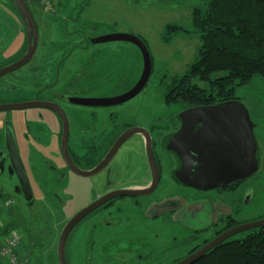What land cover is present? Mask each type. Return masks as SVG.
<instances>
[{
  "label": "flooded vegetation",
  "instance_id": "1",
  "mask_svg": "<svg viewBox=\"0 0 264 264\" xmlns=\"http://www.w3.org/2000/svg\"><path fill=\"white\" fill-rule=\"evenodd\" d=\"M24 1L37 23L35 8L29 5L32 1ZM46 5L57 14L65 8L53 5L52 1ZM3 8L7 19L12 20L11 25L14 24L21 36L20 43L16 40L20 47L17 50L9 54L12 49L8 52L7 49H0V56L5 59L0 57V73L7 70L0 75V201L13 217L23 218V214L15 210L26 204L33 211L30 215L36 213L39 194L40 198L47 199L54 211H58L55 216L59 220L53 227L58 228L60 235L68 220L93 201L108 196L122 186H148L156 178L157 185L149 193L113 195L85 213L70 229L65 240V259L66 247H74L77 243L73 240L76 239L75 234L80 233L81 259L97 264H124L132 259L136 260L135 264H142L138 261L152 257L154 250L158 253L157 261L174 264L224 231L242 224L243 219L240 218L244 210L249 209L244 205L252 201L256 188L264 183V147L261 140L264 123L262 112L255 111L258 106L264 110V105L239 97L191 104L167 96L164 108L154 113L150 107L143 118L135 114L127 115L119 105L131 98L109 104L95 101L126 91L134 85L140 73L129 85L122 86L117 80L111 81L110 77H118L122 71L120 66L112 65L104 53L92 51L84 65L71 72L67 69V45L61 43L56 48L54 43L43 40L39 43L38 32L31 58L10 70L27 52L28 39L24 21L14 1L4 0ZM96 37L80 39V44L105 43L94 42ZM84 49L82 52L88 54L89 50ZM36 54L37 58L28 67V72L14 73L25 67ZM115 61L118 62V58ZM29 73L32 85L26 86L24 82L30 78ZM16 80L20 81V86ZM146 84L137 94L143 91ZM234 99L246 106L254 123L258 170L246 179L213 189L197 188L179 180L175 172L182 167L183 161L179 154L168 148L167 143L174 133L182 129L186 119L183 114L192 107ZM12 105L20 107H9ZM14 111L20 113L14 116ZM193 131L196 132L191 130L190 133ZM254 181L258 185H254ZM164 183L174 186L173 191L166 195H162L161 190ZM79 188L80 195L87 190L90 198L72 211H66L68 206L76 203V190ZM213 194L218 195L213 198ZM219 196L223 197V204ZM214 208L224 211L218 220L213 219ZM120 214L127 215L123 217L126 225L132 218L138 220L143 227L139 232L147 230L150 233L154 228L168 231L163 237L152 232V235L119 239L114 244L117 248L111 249L110 243L104 241L112 239L113 232L122 223ZM160 238L163 244L158 245ZM141 241L149 242L154 250L142 254L136 248ZM123 244L126 245L122 247ZM103 246L107 254H102ZM56 257L58 262L57 252Z\"/></svg>",
  "mask_w": 264,
  "mask_h": 264
},
{
  "label": "rangeland",
  "instance_id": "2",
  "mask_svg": "<svg viewBox=\"0 0 264 264\" xmlns=\"http://www.w3.org/2000/svg\"><path fill=\"white\" fill-rule=\"evenodd\" d=\"M31 1L29 5L31 8H35L39 43L40 41L42 42V40L47 43L50 42L49 44L54 43L56 48H59L61 43L66 44L68 48L67 53L69 55L67 69L72 70L71 72L76 71L77 67L84 65V61H86L92 55V51L95 50L94 52L104 53L112 65L120 66L122 71L120 75L118 77L112 76L110 80H117L122 86L129 85L133 81L134 76L136 77L142 69V56L139 49L134 44L127 41H110L105 43L90 42L85 44L83 42L82 46L80 41L84 38L113 32L134 34L145 41L152 57V69L147 84L142 92L124 104L119 105V108L126 112L127 115L134 116L135 114L141 118H143V114L150 107L153 113L164 108L163 103L170 93L171 88L176 84L177 79L182 76L195 61L200 48L201 39L199 33L193 30L192 9L196 5L203 7L206 5V2H208V0H50L53 5L59 4V6L65 7L64 11H62L63 13L60 12L57 14L55 10L49 9L45 6L46 4L40 3L39 0ZM3 3L4 0H0V49H5V51L7 49V52L8 49H12V51L8 52L10 54L13 50L20 48L19 45L17 46L16 40L20 43L21 36L20 33L17 32L14 24L11 25L12 20L7 19ZM71 6L72 9H70ZM168 24H178L183 26L186 30L178 31L171 35L169 34L168 39H165ZM24 31L22 27V32L24 33ZM83 49L89 50V53L86 54L82 52ZM36 58L37 54L25 67L16 70L14 73L28 72V67L33 64ZM117 58L118 62L115 61ZM29 75L30 78L25 79L24 82L26 86L32 85L31 73H29ZM15 82L20 86V81L18 82L16 80ZM211 92L212 94L217 93L214 90ZM234 94L236 97L246 100L247 102L253 99L260 105H264V78L256 79L254 82L248 84L236 86ZM259 110L262 112L261 119L264 123V110L260 106L256 107L255 111L259 112ZM19 113L18 111L13 112L14 116ZM261 135L262 145L264 147V132H262ZM117 167H119V164H117ZM253 184L258 185L257 181H254ZM173 188L174 186L164 183L161 189L163 190L162 195H166L168 192L173 191ZM76 192L78 194L76 203L66 208L68 212L70 209L72 211L74 208L80 206L79 203L90 198V192L87 190L84 192L82 191L81 195L80 188L76 190ZM98 192H101V190H98ZM41 193L44 192L42 191ZM217 195L218 194H213V196H211L215 198ZM219 198L221 201L223 200V197L219 196ZM223 202L224 201H222V204ZM244 206H247L249 209L244 210L243 216L240 218L243 219L241 223L258 220L264 217V183L256 188V194L253 196L252 201ZM36 207L37 212L31 215L30 211H33L29 209L27 204L17 207L15 211H18L19 214L22 213L24 217L15 218L13 214L9 213L10 211L8 208L2 205L0 201L1 242L4 241L5 237L3 233L7 232L8 235L10 234L20 241L17 246V252L20 255L26 256L27 258L29 257L28 259L36 264H58L56 252L59 234L58 228L54 229L53 227L59 220L56 219L55 216L58 215V211H54L51 204L47 202V199L40 198L39 194ZM223 212L224 211H221L219 208H214L213 219L218 220ZM126 216L127 215L123 214L119 215V220L122 223L119 228L113 232L112 239L109 240L107 238L106 241L103 240L104 243L107 241L110 243L111 249L117 248L114 247V244L119 239L125 240L127 237L136 238L147 236L150 233L151 235L153 233H158L163 237V234L168 231L164 228H154L151 230L153 233H149L147 230H141L139 232L138 230L143 227L138 223V220L132 218L131 222L126 225L123 218ZM243 233L244 232L238 233L236 236H242ZM101 234L102 232L99 233V236H101ZM75 237L76 239L73 240L77 243L74 247H66L67 264H97L93 262L89 263L81 259L80 233H76ZM97 239L99 238H96V240ZM160 244H163L161 238L158 245ZM125 245L126 244H123L121 246L124 247ZM158 245L156 244L155 246L159 247ZM151 246L153 245H150L149 242L141 241V244L137 245L136 248H138L142 254H147L154 250ZM101 251L102 254L108 253L104 250V246ZM94 252L96 253V250H94ZM157 254L158 253L154 250L152 257L138 262L142 264H168L157 261ZM47 255L51 257L47 258ZM134 261L136 260H128L124 264H135ZM102 264H104V262Z\"/></svg>",
  "mask_w": 264,
  "mask_h": 264
},
{
  "label": "water",
  "instance_id": "3",
  "mask_svg": "<svg viewBox=\"0 0 264 264\" xmlns=\"http://www.w3.org/2000/svg\"><path fill=\"white\" fill-rule=\"evenodd\" d=\"M13 1L18 7L26 27L28 48L25 55L10 67V70L23 65L31 58L38 39L37 23L26 2L24 0ZM93 41H127L134 44L142 56V69L133 86L116 96L98 98V101L95 102L118 103L135 96L148 81L152 69L151 54L145 41L137 35L122 32L103 34ZM6 72L1 71L0 75ZM9 107L15 108L20 107V105ZM184 117L186 119L182 129L174 133L167 143L168 148L179 154L183 161L182 167L175 172L179 180L197 188L213 189L233 181L246 179L258 170L259 154L254 123L250 118L248 109L240 100H227L221 103L192 107L183 114ZM191 130H196V132L190 133ZM156 185L157 179L155 178L151 184L141 188L122 186L115 192L93 201L77 212L68 220L59 235L57 243L58 263L66 264V237L73 225L85 213L113 195L147 194ZM263 226L264 217L235 225L174 264L191 263L229 237Z\"/></svg>",
  "mask_w": 264,
  "mask_h": 264
},
{
  "label": "trees",
  "instance_id": "4",
  "mask_svg": "<svg viewBox=\"0 0 264 264\" xmlns=\"http://www.w3.org/2000/svg\"><path fill=\"white\" fill-rule=\"evenodd\" d=\"M192 24L201 39L198 55L168 97L191 104L233 98L236 86L264 78V0H208L193 7ZM185 30L168 24L165 39ZM188 264H264V226L230 237Z\"/></svg>",
  "mask_w": 264,
  "mask_h": 264
},
{
  "label": "built area",
  "instance_id": "5",
  "mask_svg": "<svg viewBox=\"0 0 264 264\" xmlns=\"http://www.w3.org/2000/svg\"><path fill=\"white\" fill-rule=\"evenodd\" d=\"M43 4L49 3V0H39ZM18 239L14 236H7L0 245V264H26L27 259L16 253Z\"/></svg>",
  "mask_w": 264,
  "mask_h": 264
},
{
  "label": "crops",
  "instance_id": "6",
  "mask_svg": "<svg viewBox=\"0 0 264 264\" xmlns=\"http://www.w3.org/2000/svg\"><path fill=\"white\" fill-rule=\"evenodd\" d=\"M29 258V257H28ZM27 264H36L35 262L31 261L30 259H28Z\"/></svg>",
  "mask_w": 264,
  "mask_h": 264
}]
</instances>
